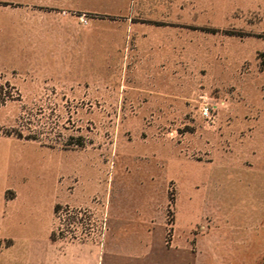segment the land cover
<instances>
[{
    "label": "rangeland",
    "instance_id": "rangeland-1",
    "mask_svg": "<svg viewBox=\"0 0 264 264\" xmlns=\"http://www.w3.org/2000/svg\"><path fill=\"white\" fill-rule=\"evenodd\" d=\"M0 1L20 13L25 0ZM58 8L76 15L78 46L91 26L92 62L33 79L24 97L20 77L0 82V139L13 137L0 143V176L18 194L17 218L28 190L44 188L34 179L51 174L50 195L57 176L67 194L78 180L93 191L91 206L56 211L66 253L90 241L95 259L96 236L107 230L122 237L104 248L134 253L135 264H264V0ZM155 27L164 32L142 47L141 29ZM12 40L15 53H1L0 63L20 66ZM101 189L106 198L94 192ZM146 248L152 254L141 262Z\"/></svg>",
    "mask_w": 264,
    "mask_h": 264
},
{
    "label": "crops",
    "instance_id": "crops-1",
    "mask_svg": "<svg viewBox=\"0 0 264 264\" xmlns=\"http://www.w3.org/2000/svg\"><path fill=\"white\" fill-rule=\"evenodd\" d=\"M72 1L75 0H25L20 13H14L10 6L0 1V54H14L16 46L12 44V39H15L19 43V53L26 61L20 66L0 63V82L9 79L10 75L20 77L21 92L24 97L38 84L33 79L58 74L61 69L72 73L76 71L78 64L81 67L83 61L87 63L88 56L89 62H92L91 26L88 24L84 27V45L78 46L76 15H73L71 11L58 8L61 5L71 4ZM155 28V31L141 29L142 47L147 45L146 38L154 36L158 30L160 33L164 32L160 27ZM61 41L64 42L63 45L60 44ZM161 43L166 44V41ZM165 47L166 45H163V48ZM5 140H13V137L1 138L0 143ZM16 140L44 149L36 140ZM5 158L0 163L6 162ZM53 178L55 177L48 174L34 179L40 185H44V188L37 191L28 190L21 208V213L24 208L23 219H18L16 206L18 194L9 185L11 177L0 176V258L6 262L15 261L25 264H94V262L109 264V259L112 258L117 264H130V260L135 264L137 258L134 253L133 255L131 252L110 255L108 249L104 248L109 244L119 243L122 237L118 232L110 235L107 230L96 236V240L100 241L95 242V247L100 244L103 248L96 253L98 255L95 259L92 248L94 243L90 241L81 243L80 246H77L78 243L71 244L68 247L69 253H66L65 248L62 247L66 246V239L55 235L56 207L91 206L90 199L93 191L88 192L79 188L78 184L80 187L84 185L78 180V183L75 182L74 192L67 194L65 185L61 183V177L57 176L54 192L50 195L51 192L46 190L48 189L46 180L51 181ZM98 191L102 197H107V190L101 189L94 192L98 193ZM44 195L47 196L46 203L40 200ZM97 197L100 198L99 195ZM103 204L104 202L98 203L97 208L101 209ZM189 209L190 214L194 213V206ZM140 219L145 220L142 217ZM140 244L147 247L149 244L147 237ZM146 251L150 253H146L147 255L152 254V251L147 248L137 253L141 262L147 256L144 253Z\"/></svg>",
    "mask_w": 264,
    "mask_h": 264
},
{
    "label": "built area",
    "instance_id": "built-area-1",
    "mask_svg": "<svg viewBox=\"0 0 264 264\" xmlns=\"http://www.w3.org/2000/svg\"><path fill=\"white\" fill-rule=\"evenodd\" d=\"M204 112H205V113H204V116H206V117H209V116H210V109H205ZM78 212H79V214H81L82 212L84 213V212H86V211H81V210H79ZM86 221H87V219L84 217V222H86Z\"/></svg>",
    "mask_w": 264,
    "mask_h": 264
},
{
    "label": "trees",
    "instance_id": "trees-1",
    "mask_svg": "<svg viewBox=\"0 0 264 264\" xmlns=\"http://www.w3.org/2000/svg\"><path fill=\"white\" fill-rule=\"evenodd\" d=\"M9 136H12V134H11V135H9ZM16 137H17L18 139H23V138H22V136H21V135H19V134H17V135H16ZM25 139H26V138H25ZM26 140H32V139H26ZM33 140H35V139H33ZM59 208H60V207H56V211H58V210H59Z\"/></svg>",
    "mask_w": 264,
    "mask_h": 264
}]
</instances>
